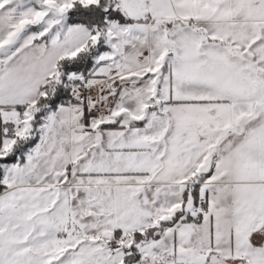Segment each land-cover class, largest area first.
<instances>
[{
	"label": "crops",
	"instance_id": "0c3cea01",
	"mask_svg": "<svg viewBox=\"0 0 264 264\" xmlns=\"http://www.w3.org/2000/svg\"><path fill=\"white\" fill-rule=\"evenodd\" d=\"M55 6L0 0V116L30 133L69 50L55 42L80 26ZM113 22L98 54L112 59L95 70L117 121L92 125L70 101L48 109L24 163L2 165L1 211L63 207L95 264H127L134 232L177 215L131 264H264V0H150L137 24ZM7 133L0 156L15 145Z\"/></svg>",
	"mask_w": 264,
	"mask_h": 264
},
{
	"label": "rangeland",
	"instance_id": "374dc122",
	"mask_svg": "<svg viewBox=\"0 0 264 264\" xmlns=\"http://www.w3.org/2000/svg\"><path fill=\"white\" fill-rule=\"evenodd\" d=\"M75 1H79L84 5H89L98 3L99 0H56L55 7H62L55 10L56 12L54 13L55 15L57 14L56 17L60 16V18H63V13H68V10ZM109 23L114 22L108 21L105 30H97L95 33L84 25L71 26L67 31V38L60 37L64 39L55 42L57 45H59L60 42L67 43V49L69 50L64 51L62 57L70 58L83 49H86L90 44L96 45L99 42L100 36H104L105 39ZM130 23L131 25H135L137 24V21L134 20ZM114 39L116 38L114 37ZM97 56L95 57V63H97V60L110 61L112 59L110 52ZM104 70V65H100V67L95 70V77L89 79L99 83V97L102 101L104 100L105 103L109 104V110H107L106 113L108 112L110 115L111 98L108 97L109 93L105 94V89L100 79L103 78L101 75H105ZM57 78L58 73L54 70L49 79L56 80ZM76 78L77 76L70 74L71 80ZM34 106L37 108V111L40 109L39 106L36 105V102ZM13 121H15L16 124L21 123L23 126L18 131H12L10 128H7V130H10V133H13V137L16 138V141L20 138L17 136V133L19 136L32 134L30 133L31 124L28 120L19 121V119L13 117ZM16 163L22 164L19 160L16 161ZM22 197L23 199L29 198L26 195H22ZM34 198H36V195ZM43 199L46 200L44 197ZM1 205L2 202L0 199V206ZM40 207H42L41 203L35 205L33 209L31 207V210L29 211L19 210L18 212H15L14 209L10 213L1 211L0 209V253L2 254L0 264H95L94 262H91L92 260H90V257L92 258V254L96 256L97 252H95L94 249H91L89 252H85L84 255V247L80 245V233L77 232L73 225L68 222L67 211L63 209V207L61 210L57 211L43 210ZM37 208H40V210ZM5 225L11 226V228L8 229V233H6V230L4 229ZM81 248L82 252L80 250ZM2 249L9 255L3 253Z\"/></svg>",
	"mask_w": 264,
	"mask_h": 264
},
{
	"label": "trees",
	"instance_id": "16d2710c",
	"mask_svg": "<svg viewBox=\"0 0 264 264\" xmlns=\"http://www.w3.org/2000/svg\"><path fill=\"white\" fill-rule=\"evenodd\" d=\"M145 13L144 15H146ZM142 17L133 18L129 16L122 7L121 0H99L98 3L84 5L79 1H75L67 13V20L72 25H84L92 32L97 30H105L108 21H116L119 23H129L132 21H139ZM107 49L105 45L104 36H100L99 42L96 45L90 44L86 49L80 51L77 55L70 58H60L55 66V71L58 73L56 80L49 79L41 86V94L36 100V105L39 110L35 113L33 119V131L30 137L25 139L18 138L12 151L5 155L0 156V193L5 190V185L2 182L4 163L21 161L25 159V153L31 146L35 144L38 139L37 127L41 121L42 116L48 109H55L61 105H67L70 101L71 88L74 83L81 79L94 78L95 70V57L102 51ZM70 74L77 76L76 79L71 80ZM97 77V76H96ZM22 114L26 105L16 107ZM11 123H5L0 116V139L4 135V130L10 128ZM8 130L7 135L14 136ZM178 220V215L170 221H163V223L149 227L145 231L134 232L131 237L133 243L124 247L125 262L131 264L138 262L141 254L136 247V243L142 240H150L157 236V231L161 230L166 224H172ZM116 236L120 233L117 231ZM115 241H113V246Z\"/></svg>",
	"mask_w": 264,
	"mask_h": 264
},
{
	"label": "built area",
	"instance_id": "2783aa9c",
	"mask_svg": "<svg viewBox=\"0 0 264 264\" xmlns=\"http://www.w3.org/2000/svg\"><path fill=\"white\" fill-rule=\"evenodd\" d=\"M99 92V83L92 79H81L71 88L70 102L86 107V111L90 115L89 123H92V125H96L104 120L117 121V117L110 116L108 112L106 113L109 110V104L100 99ZM20 129V124L12 123V131H18ZM205 200V198H200L199 201L200 203H204Z\"/></svg>",
	"mask_w": 264,
	"mask_h": 264
},
{
	"label": "water",
	"instance_id": "95a60500",
	"mask_svg": "<svg viewBox=\"0 0 264 264\" xmlns=\"http://www.w3.org/2000/svg\"><path fill=\"white\" fill-rule=\"evenodd\" d=\"M150 0H121L122 7L126 13L133 17H143L147 12ZM105 245H112V241L105 242Z\"/></svg>",
	"mask_w": 264,
	"mask_h": 264
}]
</instances>
